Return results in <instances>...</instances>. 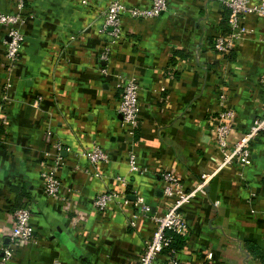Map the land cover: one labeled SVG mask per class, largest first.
I'll return each mask as SVG.
<instances>
[{
    "label": "crops",
    "instance_id": "crops-1",
    "mask_svg": "<svg viewBox=\"0 0 264 264\" xmlns=\"http://www.w3.org/2000/svg\"><path fill=\"white\" fill-rule=\"evenodd\" d=\"M109 1L23 0L22 41L10 69L0 24V258L2 246L12 249L0 264H136L153 230L149 215L170 204L161 173L191 190L200 173L213 170L182 206L186 232L176 258L264 264V131L250 142L245 166L217 168L212 138L217 111L234 112L229 143L264 111V20L245 15L246 31L218 53L211 42L226 31L223 0H166L155 17L123 15L111 42L100 31ZM17 10L16 0H0V12ZM129 77L138 86L132 135L116 112ZM93 144L106 155L95 165L81 154ZM129 153L136 170H128ZM55 161L62 200L45 195L39 176L43 163ZM116 177L127 180L129 202L94 210L93 197L114 189ZM19 207L28 210L32 242L9 238ZM163 259L158 254L155 264Z\"/></svg>",
    "mask_w": 264,
    "mask_h": 264
},
{
    "label": "built area",
    "instance_id": "built-area-1",
    "mask_svg": "<svg viewBox=\"0 0 264 264\" xmlns=\"http://www.w3.org/2000/svg\"><path fill=\"white\" fill-rule=\"evenodd\" d=\"M84 2V1H82ZM226 9V31L216 35L211 42V47L218 53H227L232 47L233 42L246 31L242 24V18L247 14H256L264 20V0H223ZM16 6L21 8V0H16ZM166 7V0H149L147 7L126 5L119 0H110L103 11V18L100 31L105 32L109 41L113 42L119 35L120 18L125 15L130 18H150L159 15ZM23 17L17 10L14 13L0 12V24L6 26L4 39V60L7 68H11L16 60L18 50L22 41L20 25ZM106 50V49H105ZM103 51L101 58H105ZM99 73H105V67H99ZM264 85V73L260 78ZM137 83L133 77L126 78L121 85V90L116 104V112L120 116L121 123L127 126V133L132 135L137 126ZM234 112L225 108L217 111L212 117L214 122L212 128L213 142L221 153L220 163L217 168L229 165L232 161L240 166L250 163L249 144L256 138L259 132L264 131V111L254 117L247 129L229 143L228 135L231 131ZM55 150H59L55 144ZM81 154L87 159L88 163L95 165L100 161L106 160L104 151L93 144L90 148L82 151ZM59 159V157H57ZM128 170H136V159L132 153L127 156ZM215 170L200 173L199 180L191 190H185L176 176L170 172L161 173L162 193L169 197L170 204L161 214H150L149 218L153 224L150 236L144 240L136 264H155L156 257L168 245L169 238L164 230H171L174 233L184 235L186 223L181 214V209L186 204L195 191H202L206 182L214 175ZM39 176L42 180V190L46 196L62 200L60 195V181L56 174V161L54 163H43L40 167ZM117 185L114 189L96 194L92 199V207L96 211H102L106 206L113 202L117 204H127L129 198L124 189L127 180L123 177H116ZM134 203L138 205L141 213H148V205L143 203L140 197L136 196ZM29 213L25 207H19L13 211V224L10 228L9 238L23 242H32V227L28 220ZM12 254L10 245L1 247V260L9 259ZM159 264H183L178 260L174 253L164 255V259Z\"/></svg>",
    "mask_w": 264,
    "mask_h": 264
},
{
    "label": "trees",
    "instance_id": "trees-1",
    "mask_svg": "<svg viewBox=\"0 0 264 264\" xmlns=\"http://www.w3.org/2000/svg\"><path fill=\"white\" fill-rule=\"evenodd\" d=\"M126 189L127 187H125L124 191L126 193ZM165 235L169 238V242L168 245L161 251L160 254H162L163 256L166 254H170V253H176L178 251V249L181 248V246L183 245L184 242V235H180L177 233H174L171 230H164Z\"/></svg>",
    "mask_w": 264,
    "mask_h": 264
},
{
    "label": "rangeland",
    "instance_id": "rangeland-1",
    "mask_svg": "<svg viewBox=\"0 0 264 264\" xmlns=\"http://www.w3.org/2000/svg\"><path fill=\"white\" fill-rule=\"evenodd\" d=\"M22 1L23 0H21V6H22ZM21 9V8H20ZM20 9L18 10L19 11V13H20V15L23 17V14H22V12L20 11ZM20 28V27H19Z\"/></svg>",
    "mask_w": 264,
    "mask_h": 264
},
{
    "label": "water",
    "instance_id": "water-1",
    "mask_svg": "<svg viewBox=\"0 0 264 264\" xmlns=\"http://www.w3.org/2000/svg\"><path fill=\"white\" fill-rule=\"evenodd\" d=\"M128 196V195H127Z\"/></svg>",
    "mask_w": 264,
    "mask_h": 264
}]
</instances>
